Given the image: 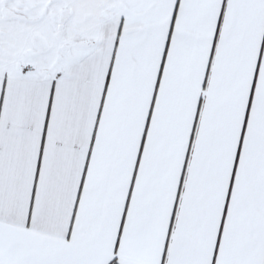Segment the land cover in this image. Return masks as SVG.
<instances>
[{"label": "snow or ice", "instance_id": "obj_1", "mask_svg": "<svg viewBox=\"0 0 264 264\" xmlns=\"http://www.w3.org/2000/svg\"><path fill=\"white\" fill-rule=\"evenodd\" d=\"M0 264H264V0H0Z\"/></svg>", "mask_w": 264, "mask_h": 264}]
</instances>
